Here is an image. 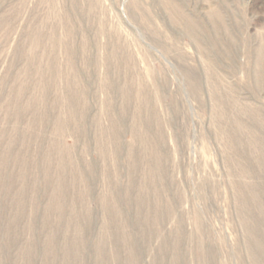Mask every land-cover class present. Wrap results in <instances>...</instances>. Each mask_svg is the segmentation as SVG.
<instances>
[{
  "label": "rangeland",
  "instance_id": "obj_1",
  "mask_svg": "<svg viewBox=\"0 0 264 264\" xmlns=\"http://www.w3.org/2000/svg\"><path fill=\"white\" fill-rule=\"evenodd\" d=\"M0 264H264V0H0Z\"/></svg>",
  "mask_w": 264,
  "mask_h": 264
}]
</instances>
